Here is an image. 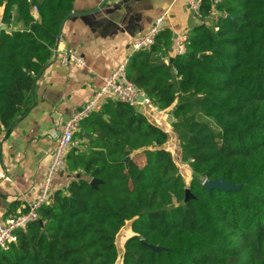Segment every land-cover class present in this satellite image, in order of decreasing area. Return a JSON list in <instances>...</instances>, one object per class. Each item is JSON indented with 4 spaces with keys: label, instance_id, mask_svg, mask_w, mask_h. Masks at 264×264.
I'll return each mask as SVG.
<instances>
[{
    "label": "trees",
    "instance_id": "16d2710c",
    "mask_svg": "<svg viewBox=\"0 0 264 264\" xmlns=\"http://www.w3.org/2000/svg\"><path fill=\"white\" fill-rule=\"evenodd\" d=\"M72 8L73 0H0V26L11 30H0V137L30 111ZM197 17L183 55L171 51L164 63L165 29L126 65L153 105L172 109L188 183L164 148L168 135L108 100L74 137L88 141L67 155L66 192L0 250V264H264V0H200ZM221 178L239 190L202 185Z\"/></svg>",
    "mask_w": 264,
    "mask_h": 264
},
{
    "label": "crops",
    "instance_id": "0c3cea01",
    "mask_svg": "<svg viewBox=\"0 0 264 264\" xmlns=\"http://www.w3.org/2000/svg\"><path fill=\"white\" fill-rule=\"evenodd\" d=\"M72 12L78 15L64 23L60 40L37 80L30 111L0 137V223L26 212L38 196L55 147L50 131H59L111 71L128 60L135 37L146 33L159 17H164V30L172 36L187 34L200 24L184 0H73ZM65 50L80 54L85 67L59 66L55 52ZM171 51L163 58L167 65ZM138 111L168 135L164 148L171 152L169 142H178L172 131V109L154 112L142 105ZM87 141L74 138L71 149H84ZM69 180L66 172L58 173L53 191L66 192Z\"/></svg>",
    "mask_w": 264,
    "mask_h": 264
},
{
    "label": "built area",
    "instance_id": "2783aa9c",
    "mask_svg": "<svg viewBox=\"0 0 264 264\" xmlns=\"http://www.w3.org/2000/svg\"><path fill=\"white\" fill-rule=\"evenodd\" d=\"M189 9L198 16L200 0H184ZM217 4L221 0H210ZM38 10L32 8L34 19L38 18ZM164 17L155 19L148 31L133 39L130 48L137 52L150 48L156 37L164 30ZM1 27V26H0ZM186 34L177 35L172 51L174 55L181 56L185 53ZM53 52V50H52ZM55 52V61L61 67L75 64L79 68L85 67V62L80 54L74 50ZM127 61L114 68L110 75L103 81L92 96L86 100L80 110L75 111L59 131H50V138L55 142V147L50 156L38 196L28 205L26 212L8 217L0 223V250L6 251L9 246L16 243L18 231H24L29 224L39 220L38 211L44 206H50L54 201L53 181L58 173L66 171V158L71 150L74 137L81 130V123L105 103L106 100L127 104L136 110L142 105L149 106L154 112H160L147 96L138 89L127 77ZM141 99V101H140Z\"/></svg>",
    "mask_w": 264,
    "mask_h": 264
},
{
    "label": "water",
    "instance_id": "95a60500",
    "mask_svg": "<svg viewBox=\"0 0 264 264\" xmlns=\"http://www.w3.org/2000/svg\"><path fill=\"white\" fill-rule=\"evenodd\" d=\"M29 1H32V0H29ZM76 15H78V14H75L74 12H71V13H69V14L66 15V17L64 18V20L61 22V24L59 26L58 33H57V41L60 40L62 27H63L64 23L66 22V20L69 19V18L75 17ZM0 30H5L7 32H10L11 31L10 29H8L6 27H3V26L0 27ZM176 38H177V34H174L172 36V39H171V42H170V51L172 50V47H173V44H174V40ZM140 101H141V99H140ZM127 160H129V158H127ZM99 183H101V182L98 181V180L93 179V180L90 181V186L93 189H96L97 188V185ZM202 185L208 191V193L212 192L213 190H223L225 192L239 190V187L234 186V185H230V184L226 183L223 178L217 179V180H213V181L204 180ZM190 198H192L191 195H190V192H189L188 189H186L185 190V201H187ZM141 242L144 244L143 241H141ZM146 246L148 248H150L151 250H153V251H159L160 250V248H158V247H153V246H149V245H146Z\"/></svg>",
    "mask_w": 264,
    "mask_h": 264
},
{
    "label": "rangeland",
    "instance_id": "374dc122",
    "mask_svg": "<svg viewBox=\"0 0 264 264\" xmlns=\"http://www.w3.org/2000/svg\"><path fill=\"white\" fill-rule=\"evenodd\" d=\"M175 140L173 142L170 141L168 147L171 149L170 153L172 154V157L174 158V161L177 164L179 172L183 176L185 182L188 183V181H189V175L187 173L188 168L186 167V164L181 163L179 143L176 142ZM136 159L138 162H143V159L140 156ZM189 173H190V171H189ZM129 225L130 224H127L125 226V228H123L121 230V232L118 234V236L116 237V244L118 247L119 255L122 254V251H123L122 245H123L124 241L131 235V233L129 232ZM117 264H119V263H117Z\"/></svg>",
    "mask_w": 264,
    "mask_h": 264
}]
</instances>
